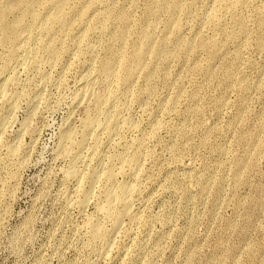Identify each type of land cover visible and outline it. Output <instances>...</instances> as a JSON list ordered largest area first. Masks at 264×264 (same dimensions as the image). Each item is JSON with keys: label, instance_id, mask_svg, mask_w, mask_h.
Listing matches in <instances>:
<instances>
[{"label": "rangeland", "instance_id": "rangeland-1", "mask_svg": "<svg viewBox=\"0 0 264 264\" xmlns=\"http://www.w3.org/2000/svg\"><path fill=\"white\" fill-rule=\"evenodd\" d=\"M0 90V264H264V0H0Z\"/></svg>", "mask_w": 264, "mask_h": 264}, {"label": "bare ground", "instance_id": "bare-ground-1", "mask_svg": "<svg viewBox=\"0 0 264 264\" xmlns=\"http://www.w3.org/2000/svg\"><path fill=\"white\" fill-rule=\"evenodd\" d=\"M28 8H26V11L29 13V14H32L33 13V11H34V9H33V3L32 2H28L27 3V5H26ZM14 9V7H10V10H13ZM9 10V9H8ZM217 11V10H216ZM223 13H224V11H223ZM217 14V13H216ZM221 14V13H220ZM28 14L27 13H25V16H27ZM33 15H34V13H33ZM32 15V16H33ZM34 16H36V20H38V19H40L43 23H44V26H46V27H50L51 25H53V24H56V23H60V24H65V22H66V12H65V3L63 2V1H61V2H59L58 4H57V6L54 8V10L48 15V16H44V15H41V14H35ZM220 17V16H219ZM212 18V17H211ZM25 17L24 18H22V19H20V20H18V22H17V24H20V25H22V24H25ZM218 22H216V24H217ZM214 25V24H213ZM43 26V27H44ZM42 27V26H41ZM2 30H3V33H2V36H3V40H4V42H6V43H12V44H14L15 45V43L18 41V36L15 34V30H14V27H13V25L12 24H9V23H7V22H3L2 23ZM125 32H126V29H123L122 31H121V35L122 36H124L125 35ZM24 45V44H23ZM25 46V45H24ZM20 47V46H19ZM19 47H18V49H19ZM23 47V46H22ZM21 47V48H22ZM49 47V46H48ZM42 48V47H41ZM23 49V48H22ZM28 51V50H27ZM31 52H32V50H31ZM34 52V51H33ZM27 53V52H26ZM25 53V54H26ZM33 54V53H32ZM16 55H17V51H16V48L14 47L13 49H12V51H11V53L9 54V59H14L15 57H16ZM23 56V55H22ZM28 58V57H27ZM26 58V59H27ZM141 58H142V51H139V52H137L136 54H135V56L131 59V61L132 62H139L140 60H141ZM26 59H24V60H26ZM20 61V60H19ZM26 62V61H25ZM33 62V61H32ZM21 63H23V61L21 62ZM26 64V63H25ZM18 65H16V66H14L13 68H11V70H10V72L8 73V75L5 77V78H3V82H2V86L1 87H3V88H5L4 86H8V84L10 83V82H14L15 80H16V78H17V76H18V72H19V70H18V67H17ZM23 66V65H22ZM21 66V67H22ZM20 67V66H19ZM106 68H108V64H107V66H106ZM85 78V77H84ZM82 79V78H81ZM81 81H83V84H82V86H80L81 88H82V92L83 93H85V95H86V97L88 96V97H90L89 99H93V101L92 102H94L93 104L95 105V107L96 108H98V109H101L102 107H103V105L104 104H106V102L108 101V98H109V96H107V95H104V94H101L100 92H98V91H96V90H93V86L95 85V83L93 82V80L90 78V77H88V78H86V79H83V80H81ZM16 82H17V80H16ZM109 83L110 82H108V85H109ZM93 87V88H92ZM6 91H7V88L5 89ZM0 91H2V90H0ZM3 92V91H2ZM1 92V93H2ZM79 93H81V92H79ZM2 95L5 97L6 96V94L4 93H2ZM1 97V96H0ZM82 96H80V98H81ZM87 97V98H88ZM6 98V97H5ZM77 98H78V96H77ZM76 100V99H75ZM82 103V102H81ZM93 106V105H92ZM93 109V108H92ZM95 110V109H94ZM92 111V110H91ZM0 115H1V113H0ZM2 119V118H1ZM96 121H97V118H96V116H92V115H90L87 119L85 118V123L84 124H86L85 126H86V128H89L90 126H92L93 124H95L96 123ZM2 125V123L0 124V126ZM94 126V125H93ZM2 127V126H1ZM85 128V129H86ZM91 128V127H90ZM4 129V128H3ZM93 129V128H92ZM73 131L74 130H72L70 127H67V128H65V130H64V132H63V139H64V141H68V140H70L71 138H72V136H73ZM73 139V138H72ZM71 139V140H72ZM97 170V169H96ZM240 170V169H239ZM95 172H97V171H95ZM104 172H106L105 174H103V176H104V180H105V186H104V190H103V200H104V202H103V204L101 205V207L100 206H98L99 208H97V209H101L103 212H105V213H107V214H109V215H105V216H109V218L111 217V215L114 217V216H116V220H118V221H116L118 224H119V218H120V216H123V215H126V214H132L133 212H132V206H131V202H130V199H128L127 197V194H128V192L130 191V190H132V185L130 186V184L129 185H127V184H122V185H120L119 187H120V189H119V191L117 192L116 190L114 191L113 190V187H114V185H113V183H114V175H113V173L111 172V171H109V170H107V171H104ZM67 174H68V176L69 177H72V178H74V180H77L78 182L77 183H79V186H80V188H78V189H80V192H81V196H79V197H81V199H80V205L81 204H83V206H84V204L87 202V201H89V199H90V197H91V195H92V193L94 192L93 190V186H94V182H96V181H98L99 179H96V174L94 175L93 174V172H92V175H91V173H90V175L91 176H88V180H87V184L86 185H84V173H82L83 174V176H81L80 174H79V172H77V169L75 168H70L69 170H68V172H67ZM102 174V173H101ZM98 175H99V172H98ZM237 178H240V171L239 172H237V176H236ZM86 178H87V176H86ZM236 178V179H237ZM101 180H102V178H101ZM113 186V187H112ZM94 194V193H93ZM91 200V199H90ZM99 205V204H98ZM101 210H100V212H101ZM99 211V210H98ZM99 213V212H98ZM135 213V212H134ZM102 215H103V213H102ZM104 215H103V217H105ZM112 218V217H111ZM121 219H122V217H121ZM99 221V220H98ZM113 221H114V219H113ZM97 222V221H96ZM116 223V224H117ZM115 225V224H114ZM117 227L119 226V225H116ZM115 226V227H116Z\"/></svg>", "mask_w": 264, "mask_h": 264}]
</instances>
